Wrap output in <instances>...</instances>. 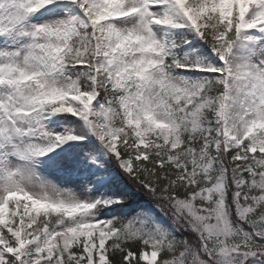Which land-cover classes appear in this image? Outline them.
Returning a JSON list of instances; mask_svg holds the SVG:
<instances>
[{"label":"snow or ice","instance_id":"obj_1","mask_svg":"<svg viewBox=\"0 0 264 264\" xmlns=\"http://www.w3.org/2000/svg\"><path fill=\"white\" fill-rule=\"evenodd\" d=\"M0 264H264V0H0Z\"/></svg>","mask_w":264,"mask_h":264}]
</instances>
